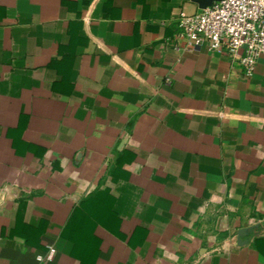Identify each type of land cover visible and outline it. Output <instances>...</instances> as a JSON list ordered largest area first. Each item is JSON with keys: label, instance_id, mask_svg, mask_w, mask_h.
Masks as SVG:
<instances>
[{"label": "crops", "instance_id": "0c3cea01", "mask_svg": "<svg viewBox=\"0 0 264 264\" xmlns=\"http://www.w3.org/2000/svg\"><path fill=\"white\" fill-rule=\"evenodd\" d=\"M182 9L0 0V264H264V55Z\"/></svg>", "mask_w": 264, "mask_h": 264}, {"label": "built area", "instance_id": "2783aa9c", "mask_svg": "<svg viewBox=\"0 0 264 264\" xmlns=\"http://www.w3.org/2000/svg\"><path fill=\"white\" fill-rule=\"evenodd\" d=\"M176 48L224 52L250 76L264 55V0H217L177 17ZM166 81H169L166 79ZM54 249L49 248L47 259Z\"/></svg>", "mask_w": 264, "mask_h": 264}, {"label": "water", "instance_id": "95a60500", "mask_svg": "<svg viewBox=\"0 0 264 264\" xmlns=\"http://www.w3.org/2000/svg\"><path fill=\"white\" fill-rule=\"evenodd\" d=\"M191 1L197 4L199 8H205L209 6L213 1H217V0H191Z\"/></svg>", "mask_w": 264, "mask_h": 264}]
</instances>
